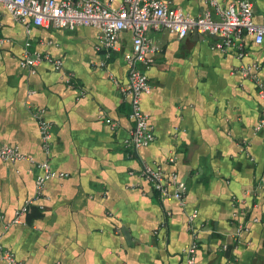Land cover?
Segmentation results:
<instances>
[{"label": "crops", "instance_id": "1", "mask_svg": "<svg viewBox=\"0 0 264 264\" xmlns=\"http://www.w3.org/2000/svg\"><path fill=\"white\" fill-rule=\"evenodd\" d=\"M123 1L110 4L118 8ZM167 1L198 17L211 0ZM251 1L260 24L264 0ZM98 37L95 27H27L0 7V141L68 175L48 181L44 197L15 223L35 195L40 170L29 161L0 159L3 250L22 264H185L193 239L189 216L196 213L195 264H264L262 101L255 79L240 72L257 64L264 80V43L245 36L247 55L239 58L214 49L219 37L151 31L158 51L142 105L156 139L135 150L125 144L135 122L122 91L133 34L120 33L105 67ZM27 41L32 51L62 60V69L48 62L34 71L22 68ZM39 110L52 127L50 155L42 149ZM145 163L187 183L184 205L159 197L140 175ZM240 227L246 231L237 240Z\"/></svg>", "mask_w": 264, "mask_h": 264}, {"label": "built area", "instance_id": "2", "mask_svg": "<svg viewBox=\"0 0 264 264\" xmlns=\"http://www.w3.org/2000/svg\"><path fill=\"white\" fill-rule=\"evenodd\" d=\"M113 0H110L112 2ZM102 0H0V7H4L12 17L29 27L35 26L51 29H74L79 26L95 27L99 30L98 50L105 52L101 63L105 67L118 50L119 35L123 31L133 34L132 51L125 55L128 65V85L123 93L130 99V118L135 122L130 138L126 145L139 150L149 146L156 139L150 125V117L142 105V97L152 90L147 70L153 62V55L158 48L153 46L149 37L151 31L168 30L179 38L190 34L209 35L219 37L220 41L214 49L225 52L236 51L239 58H244L243 39L252 36L256 44L264 43V20L255 21V6L251 0H233L224 5L222 0H211L210 7L200 16L187 15L179 8L171 6L167 0H124L118 8ZM30 41L25 43V50L20 61L24 69L34 71L44 62L54 65L57 70L63 67L62 60L53 58L49 54L32 51ZM152 55V56H151ZM261 67L257 64L243 65L240 72L243 77L255 79L258 95L262 101V112L257 125L258 131H264V80L257 72ZM44 110L35 113L38 121L42 141V149L46 155L52 150V127L46 120ZM109 125H114L110 119ZM0 159L9 163L29 161L37 166L40 173L36 177L35 195L27 200L23 207L16 212L15 223L21 222V217L30 213L32 207L44 197L48 181L65 178L68 175L52 169L49 161L37 162L26 155L18 146H10L0 141ZM140 175L149 182L161 199H175L184 205L188 194V185L180 179L177 173L167 174L160 165L145 163ZM196 213L189 216V229L192 242L185 248V264H195L199 251L198 230L195 228ZM246 228L240 227L235 234L236 239ZM0 262L7 264H22L16 256L3 250L0 237Z\"/></svg>", "mask_w": 264, "mask_h": 264}]
</instances>
